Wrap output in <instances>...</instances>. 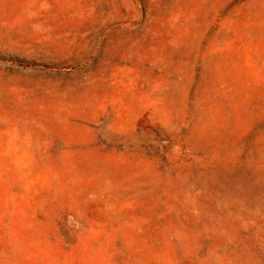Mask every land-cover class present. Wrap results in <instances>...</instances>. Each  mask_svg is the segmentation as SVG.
<instances>
[{"label": "rangeland", "instance_id": "374dc122", "mask_svg": "<svg viewBox=\"0 0 264 264\" xmlns=\"http://www.w3.org/2000/svg\"><path fill=\"white\" fill-rule=\"evenodd\" d=\"M0 264H264V0H0Z\"/></svg>", "mask_w": 264, "mask_h": 264}]
</instances>
